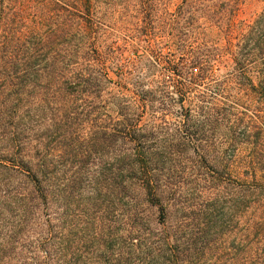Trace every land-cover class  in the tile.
Returning a JSON list of instances; mask_svg holds the SVG:
<instances>
[{
	"label": "trees",
	"instance_id": "obj_1",
	"mask_svg": "<svg viewBox=\"0 0 264 264\" xmlns=\"http://www.w3.org/2000/svg\"><path fill=\"white\" fill-rule=\"evenodd\" d=\"M210 1L179 0L170 13V0H155L162 18L142 11L143 31L168 20L177 59L211 68L217 49L203 59L184 36L194 25L219 26L230 72L223 93L250 86L264 99V10L253 24L237 22L240 0H218L220 12L205 17ZM108 17L101 0H0V264L187 262V193L177 173L193 162L191 138L203 129L189 120L194 79L174 75L180 65L150 42L149 63L173 74L155 76L153 65L137 77L123 58L140 46L113 42L109 28L123 19L110 26ZM261 112L245 133L264 135ZM227 116L220 122L233 123ZM252 152L220 157L212 193L220 187V257L243 250L264 264V141Z\"/></svg>",
	"mask_w": 264,
	"mask_h": 264
},
{
	"label": "rangeland",
	"instance_id": "obj_2",
	"mask_svg": "<svg viewBox=\"0 0 264 264\" xmlns=\"http://www.w3.org/2000/svg\"><path fill=\"white\" fill-rule=\"evenodd\" d=\"M101 1L106 3L110 26L113 17L123 19V23L115 24L113 28H109L112 34L111 40L120 45L131 43L140 46L138 50L130 49L123 58L125 63L129 62L132 65L131 71L136 67L138 68L136 70L137 77L142 78L146 77L147 74L149 75V70L153 65L152 73L155 76L161 75L164 77L173 74L167 71V63L161 65L149 63L152 58L144 54L143 48L150 42L151 44L161 43L165 46L163 53L166 59L175 60V64L180 65L174 68V75L189 76L190 79H194L192 83L188 81L190 89L187 102L190 109L189 120L190 124L200 123L203 129L201 133L191 138L193 141L189 147L188 156L193 162L190 163L185 173L184 171L177 173L178 176L183 178L181 179L182 189L187 193L185 207L188 214L189 236H187V239L190 251L186 264H255V262H251L249 254H246V251L243 250H240L232 258L228 255L220 257V187L215 192L216 194L212 193V177L218 176L220 178V157L232 155V153L234 156L252 155V149L256 144L264 141V135L243 131L245 127L250 125L251 119H257L258 111L261 110V113H264V103H261L264 99L256 95L250 86L237 85L232 93H223L222 84L226 74L230 72L226 71L220 63V45L222 46L224 41L220 37L219 26L200 30L194 25L193 28L186 31L184 36L190 49L196 53V56L203 59H208L210 53H212L211 50L217 49L215 52L218 53V60H213L211 68H209L195 63V61H192V57H188L183 62L179 58L177 59L178 55H174L175 50L171 47V42H176L178 36L175 35V31L169 28L168 20L164 23L160 21L147 32L143 31L145 20L142 11L158 9L156 15L162 18L161 6L155 0ZM111 4L114 7H110ZM150 4L151 6L148 7ZM178 4L179 0H170L169 12L173 13ZM263 10L264 3L262 0H240L237 22L253 24L258 20ZM217 11L220 12V1L213 0L207 3L199 12H202V15L206 17ZM139 12L141 13L138 14ZM151 14H153L152 11ZM113 22L115 23V20ZM163 27L165 29L161 31ZM128 70V68L125 69L126 72ZM224 95L227 96L226 111L222 106ZM201 105L205 108L200 116ZM173 109L172 111L177 110V108ZM220 113L221 115L227 114V117L233 119V123H228L229 121L220 122ZM175 115L172 112V116ZM262 121L264 122V119ZM262 121L258 120V124L263 123ZM232 130L237 133L236 140L226 141L227 138L224 133L228 132L232 135ZM233 142L238 143V148L234 152L229 149ZM216 226L218 227L216 228Z\"/></svg>",
	"mask_w": 264,
	"mask_h": 264
}]
</instances>
